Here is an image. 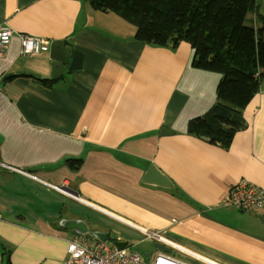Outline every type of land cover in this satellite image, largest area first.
<instances>
[{
	"label": "crops",
	"instance_id": "obj_1",
	"mask_svg": "<svg viewBox=\"0 0 264 264\" xmlns=\"http://www.w3.org/2000/svg\"><path fill=\"white\" fill-rule=\"evenodd\" d=\"M256 4L247 24L260 27ZM1 25L15 34L0 57V163L29 175L0 168V264H64L75 238L155 246L140 229L192 253L168 247L185 264H264V211L223 204L242 180L264 188L263 82L225 150L187 133L221 79L191 66L188 43L136 42L134 25L89 0H0ZM21 34L49 45L22 55ZM55 40L67 62L49 88L36 78H52ZM151 166L172 188L144 182ZM65 186L72 195L53 188Z\"/></svg>",
	"mask_w": 264,
	"mask_h": 264
},
{
	"label": "trees",
	"instance_id": "obj_2",
	"mask_svg": "<svg viewBox=\"0 0 264 264\" xmlns=\"http://www.w3.org/2000/svg\"><path fill=\"white\" fill-rule=\"evenodd\" d=\"M92 8L112 12L136 27L135 41L177 49L188 43L191 66L217 73L216 103L188 122L187 133L228 150L246 127L242 111L260 92L264 80V15L260 27L247 24L256 0H89ZM79 63L81 59L73 60ZM51 87L57 79L36 78ZM77 169L81 160H68Z\"/></svg>",
	"mask_w": 264,
	"mask_h": 264
},
{
	"label": "built area",
	"instance_id": "obj_3",
	"mask_svg": "<svg viewBox=\"0 0 264 264\" xmlns=\"http://www.w3.org/2000/svg\"><path fill=\"white\" fill-rule=\"evenodd\" d=\"M14 30L8 25L0 26V57H2L9 47L14 36ZM20 38V53L25 56L39 55L44 46L49 45V41L41 37H34L27 34L19 35ZM1 167L6 165L0 163ZM13 169V168H11ZM22 174H28L18 170ZM29 175V174H28ZM57 191L65 194H71V191L65 186L63 188L53 187ZM225 206H232L241 211L253 212L264 211V188L258 187L248 181L242 180L233 185L223 202ZM140 231L148 238L157 243H161L171 249L181 251L186 255H192L182 247L176 245L172 241L164 238L157 232ZM64 264H148L146 256L139 254L130 248L119 249L116 246L107 243L99 242L91 244L86 240L75 238L69 241L67 257ZM151 264H185L178 259L159 252L155 260Z\"/></svg>",
	"mask_w": 264,
	"mask_h": 264
},
{
	"label": "water",
	"instance_id": "obj_4",
	"mask_svg": "<svg viewBox=\"0 0 264 264\" xmlns=\"http://www.w3.org/2000/svg\"><path fill=\"white\" fill-rule=\"evenodd\" d=\"M50 59L52 66V79H59L64 73L67 56L65 52V44L61 40H55L50 43ZM165 130L162 132L164 133ZM144 182L164 188H172L171 181L163 175L156 167L151 166L144 178ZM119 249L125 248L126 243L117 241L114 243ZM155 248L160 252L170 253L171 250L161 243H156ZM147 258H151L152 254H146Z\"/></svg>",
	"mask_w": 264,
	"mask_h": 264
},
{
	"label": "rangeland",
	"instance_id": "obj_5",
	"mask_svg": "<svg viewBox=\"0 0 264 264\" xmlns=\"http://www.w3.org/2000/svg\"><path fill=\"white\" fill-rule=\"evenodd\" d=\"M263 85H264V80H263ZM2 164H3V163H2ZM4 165H5V164H4ZM6 167H7V169H10V170H12V171H15V172L18 171V169H11V168L8 167L7 165H6ZM0 168H5V167H1V166H0ZM148 239H149V238H148ZM137 249H138V250H137L138 253H139V254H142V255H144V256H145V254L148 253V252H147L148 249H150L151 251H154L155 254L157 253V252H156L157 250H156V248H155L153 242H148V243H146L145 245H142V246L138 247ZM155 258H156V255L153 256V257H151V258H147V260H148L150 263H153V261L155 260Z\"/></svg>",
	"mask_w": 264,
	"mask_h": 264
}]
</instances>
